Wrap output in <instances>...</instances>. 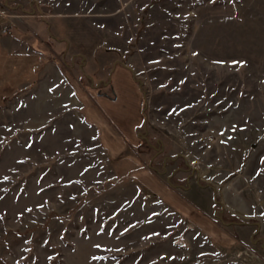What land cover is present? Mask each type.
Wrapping results in <instances>:
<instances>
[{
    "label": "rangeland",
    "instance_id": "rangeland-1",
    "mask_svg": "<svg viewBox=\"0 0 264 264\" xmlns=\"http://www.w3.org/2000/svg\"><path fill=\"white\" fill-rule=\"evenodd\" d=\"M45 1L75 42L0 90V264H264V0ZM109 58L142 83L134 154L86 118Z\"/></svg>",
    "mask_w": 264,
    "mask_h": 264
},
{
    "label": "crops",
    "instance_id": "crops-1",
    "mask_svg": "<svg viewBox=\"0 0 264 264\" xmlns=\"http://www.w3.org/2000/svg\"><path fill=\"white\" fill-rule=\"evenodd\" d=\"M0 1L22 13L44 15L24 17L13 22L5 32L0 19V90L26 88L38 81L42 68L50 63H47L48 59L56 63L55 56L48 57L46 49L58 51L62 44L68 50L73 48L75 41L70 39L73 36V15H62L56 11V6H48L45 0ZM71 57L76 54L72 53ZM110 60L104 59L100 64L99 72L103 74L106 68L107 73L93 86L97 95L92 94L93 99H88L85 104L86 118L95 127L100 144L109 153L134 154L138 142L145 141L140 134L145 121L144 93L130 67L119 60ZM87 78L92 85L94 77Z\"/></svg>",
    "mask_w": 264,
    "mask_h": 264
},
{
    "label": "built area",
    "instance_id": "built-area-1",
    "mask_svg": "<svg viewBox=\"0 0 264 264\" xmlns=\"http://www.w3.org/2000/svg\"><path fill=\"white\" fill-rule=\"evenodd\" d=\"M34 16L43 17L44 15L38 14L37 12L22 13L19 9L13 10V8L0 1V19L2 22L1 27H3V32L8 30L9 26L12 25L13 22L21 21L24 17Z\"/></svg>",
    "mask_w": 264,
    "mask_h": 264
},
{
    "label": "water",
    "instance_id": "water-1",
    "mask_svg": "<svg viewBox=\"0 0 264 264\" xmlns=\"http://www.w3.org/2000/svg\"><path fill=\"white\" fill-rule=\"evenodd\" d=\"M139 84L141 85L142 83L139 81ZM142 86V85H141Z\"/></svg>",
    "mask_w": 264,
    "mask_h": 264
}]
</instances>
